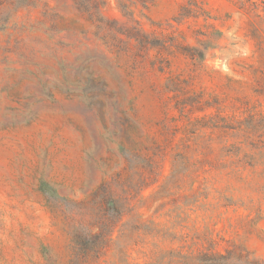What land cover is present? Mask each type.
Returning <instances> with one entry per match:
<instances>
[{"label": "rangeland", "instance_id": "374dc122", "mask_svg": "<svg viewBox=\"0 0 264 264\" xmlns=\"http://www.w3.org/2000/svg\"><path fill=\"white\" fill-rule=\"evenodd\" d=\"M0 264H264V0H0Z\"/></svg>", "mask_w": 264, "mask_h": 264}]
</instances>
